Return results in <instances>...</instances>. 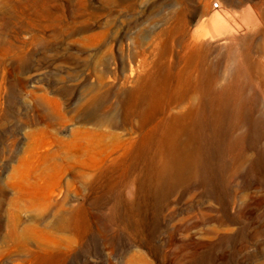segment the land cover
I'll return each mask as SVG.
<instances>
[{
  "label": "rangeland",
  "instance_id": "374dc122",
  "mask_svg": "<svg viewBox=\"0 0 264 264\" xmlns=\"http://www.w3.org/2000/svg\"><path fill=\"white\" fill-rule=\"evenodd\" d=\"M0 264H264V0H0Z\"/></svg>",
  "mask_w": 264,
  "mask_h": 264
},
{
  "label": "bare ground",
  "instance_id": "6f19581e",
  "mask_svg": "<svg viewBox=\"0 0 264 264\" xmlns=\"http://www.w3.org/2000/svg\"><path fill=\"white\" fill-rule=\"evenodd\" d=\"M185 24L186 23H184V25ZM206 24H208V27H212V28L223 27V25H221L220 19L217 14H214L210 19H208V23ZM225 30H227L226 32H228V29ZM205 37H208V35ZM132 71L133 70H131V73ZM131 76L132 74H130V76L125 77L124 83L130 82ZM122 99H123L122 97L118 96L116 99L117 104L118 102L120 103ZM104 100L106 99L103 98L100 100V96H94L93 99L90 101V103L87 106H85L84 113L82 115L83 122H91L94 126H96V129L92 131V132H98L95 133V135L99 136L100 139L103 138L105 135H107V132L105 130L100 129L102 125L109 127H119V126L122 127L127 125L131 129L138 127L141 136L142 137L145 136V134L148 132V129L145 130L143 128V123L136 125V122L134 121V117L128 114L131 112L130 109L133 106L132 100H128L127 98L124 100L126 114H124L123 118H120L116 115L117 104H115L113 100L111 101H104ZM141 114L145 115L143 112ZM50 124L53 123L50 121ZM41 131L42 133H46L45 129ZM89 132L91 131H89L84 127H76L71 133V139H63L61 137H55V141L58 143V147L62 150L65 149L66 152L68 150L70 151L71 148L74 146H76L78 150H86L90 146L92 147V146L100 145L99 139H95V141H92L90 143L84 142L83 138H85V136L89 134Z\"/></svg>",
  "mask_w": 264,
  "mask_h": 264
}]
</instances>
